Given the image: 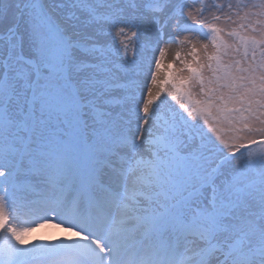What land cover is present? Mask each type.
Here are the masks:
<instances>
[{"label":"snow or ice","instance_id":"6c2138e0","mask_svg":"<svg viewBox=\"0 0 264 264\" xmlns=\"http://www.w3.org/2000/svg\"><path fill=\"white\" fill-rule=\"evenodd\" d=\"M0 264H264V0H0Z\"/></svg>","mask_w":264,"mask_h":264},{"label":"bare ground","instance_id":"6f19581e","mask_svg":"<svg viewBox=\"0 0 264 264\" xmlns=\"http://www.w3.org/2000/svg\"><path fill=\"white\" fill-rule=\"evenodd\" d=\"M177 50H179L177 46H175V45L169 46L166 50V55L164 57V60L168 59L169 57H174ZM52 223L49 222L48 224H46L43 227L36 228V230L34 232L29 234L28 239L33 237V236H36V235H42L46 238L51 236V235H56V237L64 238L68 235V233L62 231L61 229L52 227L51 226Z\"/></svg>","mask_w":264,"mask_h":264},{"label":"rangeland","instance_id":"374dc122","mask_svg":"<svg viewBox=\"0 0 264 264\" xmlns=\"http://www.w3.org/2000/svg\"><path fill=\"white\" fill-rule=\"evenodd\" d=\"M218 2H221V0H218ZM175 45V44H174ZM178 47V49L181 51V54L182 56L188 51V49L186 47H182V46H179V45H175ZM172 58L173 57H169L168 59H165L162 61V69H161V72H160V77L162 78L167 72H168V69H167V64L171 63L172 62ZM170 87V86H166V90L167 88ZM170 100V98H169ZM172 104H176L175 101H171ZM176 107L178 108V104H176ZM258 140H260L261 138L260 137H257ZM252 147H257V146H252ZM51 223L53 221H50ZM57 237L56 235H51L49 237H44L42 235H36V236H33L31 238H29V240L31 242H38V241H50V240H55Z\"/></svg>","mask_w":264,"mask_h":264}]
</instances>
